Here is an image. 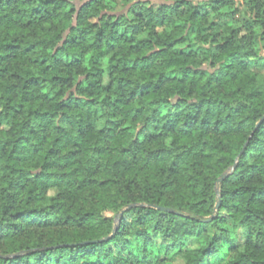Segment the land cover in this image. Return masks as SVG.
Wrapping results in <instances>:
<instances>
[{"label": "trees", "instance_id": "16d2710c", "mask_svg": "<svg viewBox=\"0 0 264 264\" xmlns=\"http://www.w3.org/2000/svg\"><path fill=\"white\" fill-rule=\"evenodd\" d=\"M263 118L264 0H0V264H264Z\"/></svg>", "mask_w": 264, "mask_h": 264}, {"label": "water", "instance_id": "95a60500", "mask_svg": "<svg viewBox=\"0 0 264 264\" xmlns=\"http://www.w3.org/2000/svg\"><path fill=\"white\" fill-rule=\"evenodd\" d=\"M264 121V118L262 119V121L260 122V124L262 123ZM259 124V125H260ZM234 169H235V166L234 167H232L228 172H226V173H224L219 179H218V181H217V183H216V193H217V196L219 197V202H218V204H217V206H216V208H215V211H217L218 209H219V207H220V189H219V186H220V184L234 171ZM132 207H134V206H131L130 208H132ZM160 209H162V210H165V211H169V212H172V210H170V209H164V208H160ZM124 212L125 211H123V212H121L120 213V215H119V217L116 219V222L117 223H119L120 221H121V219H120V217L124 214ZM115 231H116V229H115ZM109 239V238H108Z\"/></svg>", "mask_w": 264, "mask_h": 264}, {"label": "rangeland", "instance_id": "374dc122", "mask_svg": "<svg viewBox=\"0 0 264 264\" xmlns=\"http://www.w3.org/2000/svg\"><path fill=\"white\" fill-rule=\"evenodd\" d=\"M143 1H146V0H143ZM149 1H153L154 3H159L161 0H149ZM238 6H239V8H240V10H241V14H240V18H243V12H244V9H243V7H242V3L240 2V1H238ZM239 18V17H238ZM109 217H113V215H109ZM175 264H183V261L181 260V259H178L176 262H175Z\"/></svg>", "mask_w": 264, "mask_h": 264}]
</instances>
